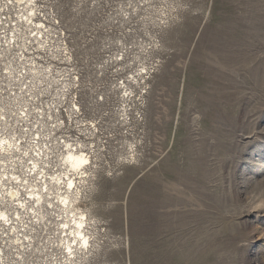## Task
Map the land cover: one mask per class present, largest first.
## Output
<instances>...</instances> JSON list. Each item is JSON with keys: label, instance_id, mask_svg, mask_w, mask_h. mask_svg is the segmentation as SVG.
<instances>
[{"label": "rangeland", "instance_id": "rangeland-1", "mask_svg": "<svg viewBox=\"0 0 264 264\" xmlns=\"http://www.w3.org/2000/svg\"><path fill=\"white\" fill-rule=\"evenodd\" d=\"M37 2L28 103L55 129L47 147L91 155L78 187L90 245L68 263L60 218L25 249L1 223L0 264H264V0ZM18 85L0 72L6 94Z\"/></svg>", "mask_w": 264, "mask_h": 264}, {"label": "bare ground", "instance_id": "bare-ground-1", "mask_svg": "<svg viewBox=\"0 0 264 264\" xmlns=\"http://www.w3.org/2000/svg\"><path fill=\"white\" fill-rule=\"evenodd\" d=\"M9 2L17 10V20L11 19L14 27L19 23L25 27L24 29H30L27 38V33L24 32L20 37L13 34L11 37H3L4 40L0 38V72L4 71L9 79L11 77L17 79L18 90H20L18 93L10 89L13 94L9 95L0 86V102H3L0 103V225L2 223L9 226V230L15 232V237H10L11 245H18L25 249V244L31 246L33 243L34 237L31 235V231L35 230L33 226L42 223L49 229V224L53 222L50 219L51 216L60 218L56 223V230L63 235L62 237L59 235V241L65 250V262L73 263L90 245L88 235L90 222L78 206V187L88 175V165L91 164L92 158L81 148V144L78 148V145L74 147L67 140H62L60 143V140L58 141L54 136L52 149L46 146L45 137L53 135L55 129L49 127L50 123L43 115L33 114L32 109L36 107L30 110L28 96L31 95L32 88L29 86L37 84L31 82L23 73L30 70V78H34L35 73L38 72L35 61L27 59L24 52L28 49V40L31 43L32 39L39 41L38 37H43L42 24L33 22V16L39 9V4L37 0H10ZM17 49L24 54L21 53L15 59L13 56L16 55ZM5 59H8V62ZM39 74L41 75L40 72ZM23 85L24 90H22ZM5 94L14 105L11 108L8 107L9 109H6L4 105ZM73 106L74 109L79 110L76 102ZM48 118L53 117L50 115ZM29 123L31 126L35 124L36 130L32 131ZM20 124H22L21 127H19ZM18 127L21 130L17 136ZM69 145L71 147H68ZM56 148L61 151L59 160L55 155ZM69 156L72 159H68ZM54 157L58 160L55 170L53 169L56 166L53 165L56 163L53 160ZM84 160L87 163H82ZM46 166L52 171H46ZM77 177L80 180H77ZM25 218H28V224ZM15 220L18 225L15 224ZM5 232L9 234V231ZM0 255H3L1 246Z\"/></svg>", "mask_w": 264, "mask_h": 264}, {"label": "built area", "instance_id": "built-area-1", "mask_svg": "<svg viewBox=\"0 0 264 264\" xmlns=\"http://www.w3.org/2000/svg\"><path fill=\"white\" fill-rule=\"evenodd\" d=\"M2 0H0V2H1ZM38 1V0H37ZM1 4L2 3H0V36L2 37V36H4V35H6V34H8V33H6V31H8L7 29L9 28L10 30H11V28H13L14 27V24L11 22L10 23V25H8L7 23L5 24V20L7 21V22H9V15L7 14V15H5V12L3 11V8L1 7ZM6 17H8L7 19H6ZM43 25H45L44 23H43ZM46 26V25H45ZM11 27V28H10ZM3 33V34H2ZM10 33V32H9ZM3 73H4V71H3ZM14 90H18V89H16V88H14ZM3 94V93H2ZM11 95H12V93H11Z\"/></svg>", "mask_w": 264, "mask_h": 264}, {"label": "snow or ice", "instance_id": "snow-or-ice-1", "mask_svg": "<svg viewBox=\"0 0 264 264\" xmlns=\"http://www.w3.org/2000/svg\"><path fill=\"white\" fill-rule=\"evenodd\" d=\"M68 147H71V146L69 145ZM68 159H72V157H70V156H69V157H68ZM82 163H87V161H86V160H84V161H82ZM69 187L71 188V187H72V185L70 184V185H69ZM70 251H71V250H70Z\"/></svg>", "mask_w": 264, "mask_h": 264}]
</instances>
